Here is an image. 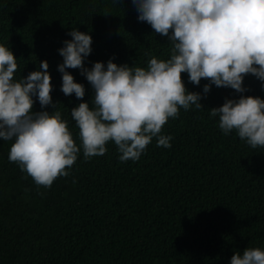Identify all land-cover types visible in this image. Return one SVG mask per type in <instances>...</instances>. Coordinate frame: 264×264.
<instances>
[{
  "label": "trees",
  "instance_id": "obj_1",
  "mask_svg": "<svg viewBox=\"0 0 264 264\" xmlns=\"http://www.w3.org/2000/svg\"><path fill=\"white\" fill-rule=\"evenodd\" d=\"M131 0H0V44L17 58L19 81L48 62L56 110L68 121L74 142L79 129L70 115L81 101L65 96L57 65L68 33L92 37L94 62L146 67L155 56L170 58L167 37L137 20ZM93 90L79 69H66ZM190 92L202 95L201 109H179L138 160L121 162L109 141L102 156L85 159L81 149L68 176L51 187L37 186L8 153L13 140H0V264H230L245 248L264 253V149H253L235 131L224 135L210 109L240 95L264 99L252 75L237 93L215 86L204 94L181 74ZM41 109L34 103L33 111Z\"/></svg>",
  "mask_w": 264,
  "mask_h": 264
},
{
  "label": "clouds",
  "instance_id": "obj_2",
  "mask_svg": "<svg viewBox=\"0 0 264 264\" xmlns=\"http://www.w3.org/2000/svg\"><path fill=\"white\" fill-rule=\"evenodd\" d=\"M137 20L167 37L170 58L152 56L146 67L117 65L110 58L85 66L92 52L89 33L73 28L70 40L58 49L63 62L61 92L81 102L70 115L79 129L74 142L68 121L56 110L49 65L19 81L14 79L17 58L0 44V140H13L8 159L18 164L37 186L51 187L57 177L68 176L82 149L85 159L102 156L111 141L121 162L138 160L155 138L157 147L170 148V135L162 133L179 109H201L202 95L186 89L181 74L207 94L212 86L244 93L246 75L264 88V0H131ZM66 69H79L94 93L92 104L83 101L85 86ZM41 109L34 112V103ZM224 135L235 131L253 149H264V99L240 95L210 109ZM230 264H264V253L245 248Z\"/></svg>",
  "mask_w": 264,
  "mask_h": 264
}]
</instances>
